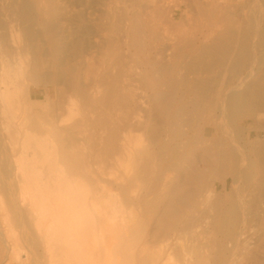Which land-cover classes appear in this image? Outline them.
I'll use <instances>...</instances> for the list:
<instances>
[{
  "label": "bare ground",
  "instance_id": "6f19581e",
  "mask_svg": "<svg viewBox=\"0 0 264 264\" xmlns=\"http://www.w3.org/2000/svg\"><path fill=\"white\" fill-rule=\"evenodd\" d=\"M68 24L89 44L63 64ZM49 66L72 92L65 113L80 98L102 120L100 191L55 123L24 116ZM261 113L264 0H0V242L26 264L17 228L33 226L50 264H130L147 199L160 254L190 236L193 259L177 264H264Z\"/></svg>",
  "mask_w": 264,
  "mask_h": 264
},
{
  "label": "rangeland",
  "instance_id": "374dc122",
  "mask_svg": "<svg viewBox=\"0 0 264 264\" xmlns=\"http://www.w3.org/2000/svg\"><path fill=\"white\" fill-rule=\"evenodd\" d=\"M190 17L191 20L190 18L188 19L187 24L185 26L186 28H189L190 26H194L197 24V20H198L197 12L193 10L190 13ZM193 19H195L196 23L193 21ZM69 32L70 34H68ZM88 35H89V31L87 28L85 27L77 28L74 25L68 24L65 33H63L62 35V37L65 36V38L63 37L62 39L64 41L61 40L62 44L64 45L66 44V42L68 43L65 46H62V50L61 52H59L60 55L58 54L61 60L64 59L62 61L63 64H66L67 60L73 62V59L75 58L74 56H76L75 52H78L88 46L89 44ZM48 59L52 60L51 56H48ZM57 70L58 69L54 70V68H52L51 66L42 69L41 72L45 73L43 75L45 76L47 75L44 78L45 84L44 82H42L43 84L42 83L34 84V85L31 84L29 86L31 100L34 102L35 101L39 102L41 103V105L38 106L39 108H37L36 113L34 108L32 109V111L25 112L24 116H26V118L31 117L35 119L36 120L35 123L38 122V124H40L42 122L41 123L42 125L46 124L43 128H46L47 130H49V128L50 129L52 128L51 129L52 133L51 130H49L50 134H54L53 131H55L54 129L55 127L53 128L51 127V125L55 123V125L53 126H56L57 130L58 129L60 130L59 131L56 130L57 132L55 133L57 134H54L55 135L54 137L57 140L64 139L65 145L62 148V150L67 154L68 159L70 160L69 162L70 168L72 169V167L74 168L75 166L76 170H80L84 172L83 169H81V166L83 165V162L85 163L89 162L90 170L94 172L92 178L90 179L94 182V186L96 187L97 191H100V188L102 187L101 180H106V179L108 180L110 178L107 175V168H103L104 165L107 166L108 164H106L107 162H105V158H104L105 154L102 143V137H103L102 120L99 118L98 115H96L95 110L91 111V109H86L85 108L86 103L83 102L80 98L76 99L77 103L79 102L78 103L79 113H77L76 116L73 115L74 117L73 116L70 117V115H68L69 112L65 113L68 110L67 108L69 106L68 105L70 101L69 99H71L70 93L72 92L71 91L69 92L67 84L66 86L64 84L66 80L63 79V77H66V75H64V73H62L60 69L58 71ZM61 75H63L62 78L60 77ZM56 76L57 79L55 78ZM48 77L51 81H48L47 79ZM61 79L65 80V82L64 81L62 82ZM58 80L62 85L59 84ZM56 82L59 84V86H57ZM56 86L60 90L57 89ZM61 89L63 93L65 92L66 95L65 94L63 95V93H61ZM60 94H62V96H67V97H62L60 96ZM45 97L48 100L47 102ZM68 97L69 99L67 101ZM88 105L89 104H87L86 107H88ZM79 106H82L83 110L82 109L80 110L81 107ZM91 107H93L92 109H94V105L93 106L89 105L88 108ZM85 109L86 111L87 110L89 111L85 112L84 111ZM82 112L85 113L86 115H84ZM51 117L53 118L51 119ZM66 117L69 118L68 121ZM48 121H50V123ZM261 122L262 123L264 122V113H261ZM49 125L50 127H48ZM63 125L64 127H62ZM69 125L70 127H68ZM127 133L128 132H126V134ZM133 135L139 136L141 134L139 132H133ZM121 136H123V133L121 134ZM99 193L100 192H98V194ZM146 200H142L140 202L138 200L135 201L136 221L134 222V233L139 241L137 242L136 245V249H137L136 250L137 252L135 251L137 253L135 254L136 257L134 259L132 258L133 259L131 260L132 262L130 261L129 263L130 264H177L179 262L182 263L187 262V259H193L192 257L193 245L190 241V236L187 233H181L178 236V243L179 246L181 247L180 252L178 254L162 255L159 253L161 248V242L159 239H155L153 237V232L157 227V221H155V219L150 220L151 207ZM17 232L21 246L23 247L27 255L26 264H50V259L48 257V253L45 248L46 246L44 244V241H42L43 239L39 234V232L36 230V228H34L33 226H27V227L19 226L17 228ZM0 264H19L18 262H16L14 259L11 258L10 246L2 242H0Z\"/></svg>",
  "mask_w": 264,
  "mask_h": 264
}]
</instances>
